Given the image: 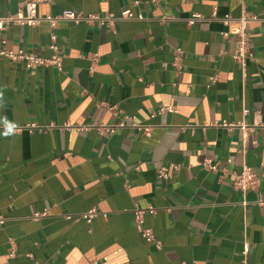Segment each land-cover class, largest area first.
Returning a JSON list of instances; mask_svg holds the SVG:
<instances>
[{
  "label": "crops",
  "instance_id": "obj_1",
  "mask_svg": "<svg viewBox=\"0 0 264 264\" xmlns=\"http://www.w3.org/2000/svg\"><path fill=\"white\" fill-rule=\"evenodd\" d=\"M26 1L0 0V16L23 15ZM244 8L258 18L246 68L233 59L238 37L222 35V18ZM127 9L135 18L111 28L0 29V52L50 59L54 34L62 57L61 68L29 69L0 55V264H264V0L37 6L39 16ZM5 118L23 129L3 135ZM246 166L257 184L243 193ZM136 208L161 248L138 232Z\"/></svg>",
  "mask_w": 264,
  "mask_h": 264
},
{
  "label": "built area",
  "instance_id": "obj_2",
  "mask_svg": "<svg viewBox=\"0 0 264 264\" xmlns=\"http://www.w3.org/2000/svg\"><path fill=\"white\" fill-rule=\"evenodd\" d=\"M246 0H243L245 2ZM39 0H27L24 2L21 13L23 15L19 17H1L0 16V29L14 23L21 26L30 25L33 27L40 26L43 22L50 24L51 28H56L61 21H70L74 24H87L95 25L99 24L100 26H105L111 28L115 22L119 19H134L135 15L131 9L124 10L120 16H116L113 13H106L105 15L100 14H84L83 12H76L74 10H65L57 16L47 14L45 16H39L37 6ZM217 14L215 13L214 16ZM136 18L142 19V16H137ZM201 19L200 14H194L189 20V25L195 24L197 20ZM256 16L248 15L245 8L242 11V14L238 18L232 17L230 14L225 15L222 18L224 25L227 27V31L223 32L222 35L227 37L228 35H236L238 37V42L236 46V51L233 54V59L238 62L243 68H246L248 60L251 58V53L249 49V33L247 31L248 23L254 20H257ZM57 36L52 34V44L50 46L54 55L50 59L42 58L36 54L25 52L24 50H19L18 52L13 51H1L0 55L8 57L12 61L21 62L27 68L35 67H45L50 65H55L58 68H61L62 57L59 55V48L56 44ZM217 77H213L211 83H215ZM210 87V86H208ZM113 109V108H112ZM163 111V110H162ZM245 114L249 113V110L244 111ZM17 126V125H16ZM125 126V123H121L120 127ZM28 127H34L28 126ZM23 127L17 126L16 130L21 131ZM101 135L105 134H114L116 127H105L100 126L98 128ZM245 144L247 143V138L244 140ZM203 167L216 172L218 171V166L212 164V162L206 160L203 163ZM163 175V174H162ZM165 176V175H164ZM257 184V176L254 174L253 170L249 167H245L241 174L236 175L235 178V187L246 193L250 188H253ZM246 204V203H245ZM257 204L264 206V196L259 195ZM150 213H154V208H149ZM146 210L136 208L134 211L136 228L141 236L149 243H155L158 248H161V243L156 240V237L153 231L145 226V214ZM97 215L96 210H91L84 215V218L88 223H91L93 218ZM37 217H40L37 216ZM249 251V246L247 245L244 251L245 256H247ZM12 256L14 253L12 252Z\"/></svg>",
  "mask_w": 264,
  "mask_h": 264
},
{
  "label": "clouds",
  "instance_id": "obj_3",
  "mask_svg": "<svg viewBox=\"0 0 264 264\" xmlns=\"http://www.w3.org/2000/svg\"><path fill=\"white\" fill-rule=\"evenodd\" d=\"M5 131L3 133V135L8 136L14 133V131L16 130V125L10 121H8L6 118L3 119L2 121Z\"/></svg>",
  "mask_w": 264,
  "mask_h": 264
}]
</instances>
